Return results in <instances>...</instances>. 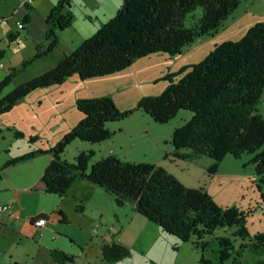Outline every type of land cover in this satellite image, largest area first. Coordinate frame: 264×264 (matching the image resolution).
Here are the masks:
<instances>
[{"label": "trees", "instance_id": "1", "mask_svg": "<svg viewBox=\"0 0 264 264\" xmlns=\"http://www.w3.org/2000/svg\"><path fill=\"white\" fill-rule=\"evenodd\" d=\"M239 3L240 0H124L115 15L71 54L0 97V114L30 92L62 84L75 74L81 79L100 77L120 72L135 60L156 52L179 55L198 36L217 31ZM199 6L203 8L202 16L187 26L188 14ZM71 7L70 0H57L46 17L49 45L33 58L53 51L57 41L54 29L71 25ZM29 22L30 16L26 15L23 25ZM184 70L167 75L166 90L157 96L143 97L136 109L158 123L169 122L182 109L192 111V117L173 132L176 149H187L190 159L205 156L214 163L228 154L239 158L254 153L251 162L264 184V118L258 109L264 91V22L251 27L238 41L215 45L201 63L189 66V71L176 80ZM15 73L13 70L0 81V95ZM77 106L82 119L59 142L48 150L29 151L9 163L39 153L50 154L52 159L42 176L47 192L63 196L74 182L86 179L114 197L118 205L131 203L135 211L163 231L182 241L193 238L195 247L205 250L210 245L206 238L216 228L236 225L235 233L247 240L241 243L242 248L264 250V231L250 234L247 211L235 206L220 207L208 193L185 185L159 164H132L111 155L89 168L93 150L81 152L74 162L62 159L72 140L105 141L111 136L107 124L130 113L119 111L112 98L105 95L80 99ZM16 135L22 136L21 132ZM217 239L223 246L217 249V262L202 258L203 264H246L240 260L241 252H236L238 257L231 252L234 245L228 237ZM129 253L121 243L102 244V255L108 262L121 260ZM52 255L61 264L72 261L61 250H53ZM259 264H264V258Z\"/></svg>", "mask_w": 264, "mask_h": 264}, {"label": "rangeland", "instance_id": "2", "mask_svg": "<svg viewBox=\"0 0 264 264\" xmlns=\"http://www.w3.org/2000/svg\"><path fill=\"white\" fill-rule=\"evenodd\" d=\"M23 1L0 0V81L13 70L16 71L0 97L54 67L65 55L71 54L96 34L123 3V0H70L71 25L61 30L54 29L57 41L53 51L46 56L33 58L39 50L49 45L50 40L45 36L49 28L46 17L57 0H34L30 10L21 5ZM250 1L240 0L237 8L217 31L198 36L179 55L156 52L135 60L120 72L89 79H81L75 74L62 84L30 92L9 111L0 114V167L7 158L53 147L82 119L78 100L105 95L112 98L119 111L130 113L119 121L107 124L111 136L105 141L92 143L78 138L72 140L65 147L62 159L74 162L81 152L93 150L89 168L101 158L111 155L132 164H159L185 185L208 193L220 207L235 206L247 211L246 225L251 235L263 232L264 184L260 182V176L251 162L254 153H245L239 158L228 154L219 163L205 156L190 159L187 149H176L172 136L176 128L182 127L192 117V111L182 109L169 122L158 123L142 110L136 109L143 97L157 96L166 90L169 83L167 75L185 69L183 74L174 77L180 79L189 71V66L201 63L215 45L238 41L251 27L264 22V0H255L254 5ZM202 13L203 8L199 6L188 14L186 25H194ZM28 14L31 22L23 26L16 25L17 20L24 22ZM8 36L13 39L10 40ZM31 58L33 61L23 67V62ZM258 109L264 118V91ZM16 132H21L22 136L16 135ZM110 149L114 154L109 152ZM22 161L11 165L17 166ZM6 171L1 170L2 175ZM1 196L4 198L3 194ZM91 197L82 205L90 210V206L96 208L98 202L102 215L97 213V236H94L93 241L98 247L115 241L130 251L121 260L107 264H203L202 258L217 262V249L223 247L218 242L219 237H228L233 242L234 249L231 252L235 256L236 252H241V262L259 264L264 258L263 249L255 252L241 247V243L247 240H242L235 233L236 225L216 228L214 234L206 238L210 245L204 250L195 247L193 238L182 241L163 231L159 225L135 211L131 203L118 205L106 191L101 201H97L93 194ZM4 213L0 212V215ZM98 247L90 246L88 250L91 264H96V261L100 263L96 260ZM80 253L78 251L75 254L73 264L87 261L86 256L80 257Z\"/></svg>", "mask_w": 264, "mask_h": 264}, {"label": "crops", "instance_id": "3", "mask_svg": "<svg viewBox=\"0 0 264 264\" xmlns=\"http://www.w3.org/2000/svg\"><path fill=\"white\" fill-rule=\"evenodd\" d=\"M254 1L250 3L254 5ZM31 5L23 6L30 10ZM109 152L114 154L112 149ZM15 158L5 159L0 167V205H9V209L0 215V264H61L52 255L55 249L71 258L67 264L74 263L78 251L80 257L87 258L81 264H91L88 250L90 246L98 247L93 238L97 236L95 226L101 210L98 202L96 208L91 205L90 210L82 204H86L92 194L101 201L105 191L86 179H80L63 196L47 192L42 176L52 156L39 153L22 161L21 165L12 166L13 163L9 162ZM3 169L7 171L2 175ZM41 216L47 221L45 225L37 226L35 222ZM98 249L96 260L99 264L111 263L104 259L102 245Z\"/></svg>", "mask_w": 264, "mask_h": 264}, {"label": "built area", "instance_id": "4", "mask_svg": "<svg viewBox=\"0 0 264 264\" xmlns=\"http://www.w3.org/2000/svg\"><path fill=\"white\" fill-rule=\"evenodd\" d=\"M32 2H33V0H24V1L21 3V5H24V4H31ZM1 20H2V19H1ZM1 20H0V23H1ZM16 24L19 25V26H22V25H23V23H22L21 21H17ZM0 67H1V65H0ZM1 125H2V123H1V121H0V126H1ZM7 209H9V205H7V204H5V205H0V211H4V210H7ZM46 221H47V219H46L45 217L41 216V217H39V218L36 220L35 224H36L37 226H43V225H45Z\"/></svg>", "mask_w": 264, "mask_h": 264}]
</instances>
